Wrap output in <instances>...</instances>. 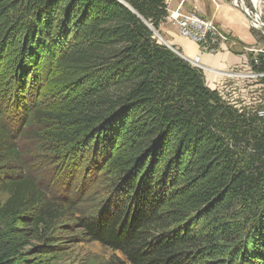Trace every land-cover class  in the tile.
Instances as JSON below:
<instances>
[{"label": "trees", "instance_id": "obj_1", "mask_svg": "<svg viewBox=\"0 0 264 264\" xmlns=\"http://www.w3.org/2000/svg\"><path fill=\"white\" fill-rule=\"evenodd\" d=\"M168 15L167 0H0V264L62 252L70 202L50 190L77 174L105 184L94 219L87 192L71 209L121 252L108 264H264V115L158 41Z\"/></svg>", "mask_w": 264, "mask_h": 264}, {"label": "rangeland", "instance_id": "obj_2", "mask_svg": "<svg viewBox=\"0 0 264 264\" xmlns=\"http://www.w3.org/2000/svg\"><path fill=\"white\" fill-rule=\"evenodd\" d=\"M191 1L196 2L198 0H191ZM228 2L231 4L230 6L234 10L240 11V12L242 11L241 8L243 6H239V4H237V2H235V0H228ZM244 3L252 15H254L256 12H258V14L261 17L262 23H264V0L259 1L257 10H255L254 5L252 3V0H244ZM196 8L197 7L194 3L193 8L190 10L194 9V11L197 12ZM174 11L171 14V19L175 23L176 19L174 16ZM199 15L201 17H203L204 19L212 20L215 23V25L218 27L220 33L223 36H225L227 39L229 37L230 40L233 41V43H234L233 44L230 41H224L220 37H213V38L208 37L206 43H202L203 46L205 47V49H208L212 52H216L217 51V47L215 46L216 42H218V44L219 43H221L223 45L225 44L226 46H229L230 48L232 47V49H234V50L235 49H241L242 51L248 53V57H249L248 62L250 64L248 67V71H241V72L235 71V70L234 71H232V70L226 71V72L225 71H218L227 80H225L223 83L218 82L216 88H212L208 85V83L205 79L207 86L212 90H216L218 92V94L220 95L221 99L225 103L234 106L240 112L250 114V115H253L254 113L258 112V114L264 115V109H263V106H264V81L262 79L264 77V73L262 74L261 72L255 71V68L252 65V61H253V64L254 63L257 64L255 59L258 58V55H262V54L264 55V30L262 28L256 27L253 24H250L251 25V31L255 37V40L251 43H243V42H239L233 36L230 37V34L227 33L226 31H224L221 28V26H219L217 24V22H215L214 19L205 17L201 14H199ZM175 24L178 27L177 23H175ZM155 31H156V33H155ZM155 31H154V35L160 43L167 45L177 55H179L180 57L187 60L186 59V58H188L187 56L179 53L175 48H173L171 45H169V43L164 39V37L162 36V33H160L159 30L155 29ZM178 31H179V27H178ZM179 34H180V32H179ZM180 36H182V35L180 34ZM187 39H189V38H187ZM191 41H193V40H191ZM193 42H195V41H193ZM195 43H197V42H195ZM197 44H200V43L198 42ZM190 59H192V58H190ZM200 61H201V58H200ZM190 64L193 67L201 70L203 75H204V70L205 71L209 70V69H207V67H206V69H201V68L194 66L192 63H190ZM236 70H238V69H236ZM244 70H247V69H244ZM229 73H233L234 75H230ZM237 73H241L243 75H249V76L251 74L252 75L255 74V76L252 77V75H251V77H249V76L248 77H239V76H236ZM204 78H205V76H204ZM228 80L233 81L236 84H233L232 82H228ZM237 80L238 81L242 80L243 82H246L247 85L245 87H243V85H240L239 83H237ZM242 89L244 90V92H242ZM48 154H49V151L45 150L44 151V157H46L48 160H45L44 158H43V160L45 163L51 165L50 164V156H47ZM36 159H35V162H37ZM46 171H48V173H46ZM49 171H50L49 167L46 168V170H44L45 176H43V178L46 182H48L50 184L51 183L54 184V182H51V180L56 175L49 173ZM76 176H79L80 179H78L76 182L73 183V188L71 190L67 191L65 188L60 190V188H58L59 187L58 183H56L55 186L52 185V188L50 191L53 194H57V195H54L55 197H59V199H57L56 202L59 201L63 204L64 198L66 199L67 202L69 201L70 202V206H69L70 209H71V206L77 204L78 201L80 199H82L81 196L84 195L85 192H87L88 193L87 195H88L90 202L84 206H81V208H83L82 211H83V214L86 215V218L94 219L97 216V214L95 213V212H97V210H94V213H92L93 209L94 208L96 209L97 207H102L103 204H101L100 202H104L106 200L105 198L107 195L104 194L105 192L107 193L106 188H105V184H103V181H102V183L99 182L95 187H93V189H91V187L88 185V183H90V181H89V179L91 177L90 174L89 175L85 174V175H83L82 178H81V175L77 174ZM88 176H89V179H88ZM86 178H87V180H86ZM85 182H86V185H85ZM80 192H81V195H79ZM5 197H6V195L4 193L0 192V201L5 199ZM70 209L65 208L66 213L63 215V218H61V220H59L56 223L55 227H53L52 231L54 233V237L56 236L57 237L56 239H58V241H55V239L54 240L51 239L50 243L52 241L63 242V250H61L62 252L59 255H55L52 258L53 260L50 261V264H108L110 261H112L113 258L121 257V255H122L121 252L114 251L108 247L103 246L99 241L93 240V238L89 234L86 233V230L84 228H81L75 221H73V219L77 215V211L74 209H71L72 212H70ZM100 210H101V208H99V211ZM97 213H100V212H97ZM43 241H44L43 238L41 240H34L32 242V244H39L40 243L41 245H43V243H45Z\"/></svg>", "mask_w": 264, "mask_h": 264}, {"label": "crops", "instance_id": "obj_3", "mask_svg": "<svg viewBox=\"0 0 264 264\" xmlns=\"http://www.w3.org/2000/svg\"><path fill=\"white\" fill-rule=\"evenodd\" d=\"M167 1L169 16L161 24L159 31L169 45L175 48L179 53L188 58L200 56L201 64L209 69L206 71L204 70V76L210 87L216 88L218 82L223 83L227 80L218 71H248L250 65L248 62V53L241 49L234 50L232 47L230 48L225 44H218V42H216L215 46L217 47V51L212 52L205 49L203 44H197L190 39L180 36L178 27L171 19V14L177 9L182 0ZM194 3L199 14L214 19L224 31L230 34V37L233 36L239 42L243 43H251L255 40L251 31V23L248 18L242 11L234 10L230 6L231 4L228 0H198L196 2L188 0L185 2L184 8L190 10L193 8ZM228 82L236 84L230 80H228ZM237 83L243 85V87L247 85L246 82H243L242 80H237ZM242 92H244L243 89Z\"/></svg>", "mask_w": 264, "mask_h": 264}, {"label": "built area", "instance_id": "obj_4", "mask_svg": "<svg viewBox=\"0 0 264 264\" xmlns=\"http://www.w3.org/2000/svg\"><path fill=\"white\" fill-rule=\"evenodd\" d=\"M186 1L187 0H182L178 8L174 11V16L176 19L175 23H177L179 27V32L183 37L189 38L197 43L199 42L200 44L206 43L208 37H220L224 41H230L231 43H233V41H231L229 37L227 39L220 33L218 27L212 20L204 19L196 11H194V9L185 10L184 3ZM186 59L196 67L206 69V67L201 64L200 56H196L192 59ZM255 61L258 63V58L255 59ZM229 74L234 75L233 73ZM251 75L249 76L237 73L236 76L251 77ZM254 76L255 74L252 75V77Z\"/></svg>", "mask_w": 264, "mask_h": 264}, {"label": "bare ground", "instance_id": "obj_5", "mask_svg": "<svg viewBox=\"0 0 264 264\" xmlns=\"http://www.w3.org/2000/svg\"><path fill=\"white\" fill-rule=\"evenodd\" d=\"M260 0H252V3L254 5V8L257 10L258 9V3H259ZM235 2H237V4H239V6H243V8L247 9L245 3H244V0H235ZM236 5V4H235ZM237 6V5H236ZM251 23V22H250ZM252 24V23H251ZM253 25H255L256 27L258 28H262V21H261V17L260 15L258 14V21ZM263 29V28H262Z\"/></svg>", "mask_w": 264, "mask_h": 264}, {"label": "water", "instance_id": "obj_6", "mask_svg": "<svg viewBox=\"0 0 264 264\" xmlns=\"http://www.w3.org/2000/svg\"><path fill=\"white\" fill-rule=\"evenodd\" d=\"M241 10L244 12V14L246 15V17L248 18V20L253 24L256 23L258 21V12H256L254 15H252L248 9L245 8H241ZM256 10V9H255ZM262 28L264 30V23H262ZM155 31V29H153ZM156 33V31H155Z\"/></svg>", "mask_w": 264, "mask_h": 264}]
</instances>
